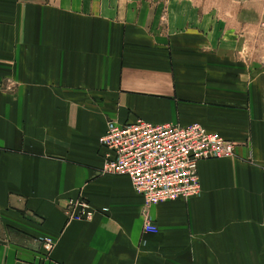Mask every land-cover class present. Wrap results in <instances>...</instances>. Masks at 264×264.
<instances>
[{
    "label": "crops",
    "instance_id": "crops-1",
    "mask_svg": "<svg viewBox=\"0 0 264 264\" xmlns=\"http://www.w3.org/2000/svg\"><path fill=\"white\" fill-rule=\"evenodd\" d=\"M250 44L183 0H0V264H264V66ZM137 118L198 123L235 153L199 163L198 197L146 209L100 148L107 122ZM69 202L93 216L70 218Z\"/></svg>",
    "mask_w": 264,
    "mask_h": 264
},
{
    "label": "built area",
    "instance_id": "built-area-1",
    "mask_svg": "<svg viewBox=\"0 0 264 264\" xmlns=\"http://www.w3.org/2000/svg\"><path fill=\"white\" fill-rule=\"evenodd\" d=\"M236 145L198 123L152 124L141 118L125 124L107 122L100 140L103 172L127 176L146 209L198 197L201 194L199 163L232 157ZM67 213L75 220H87L94 211L82 202H69ZM157 231L148 218L143 232L156 234ZM41 245L48 256L53 240L44 238Z\"/></svg>",
    "mask_w": 264,
    "mask_h": 264
},
{
    "label": "rangeland",
    "instance_id": "rangeland-1",
    "mask_svg": "<svg viewBox=\"0 0 264 264\" xmlns=\"http://www.w3.org/2000/svg\"><path fill=\"white\" fill-rule=\"evenodd\" d=\"M145 1L154 9L168 10L173 0ZM192 3L201 12L211 11L217 22L225 25V30L233 34H245L250 37L251 48L245 52L264 66V0H183ZM250 43V42H249ZM244 56V54H243ZM246 57V56H245ZM244 58V57H243ZM247 60V59H245ZM246 62V61H245Z\"/></svg>",
    "mask_w": 264,
    "mask_h": 264
}]
</instances>
